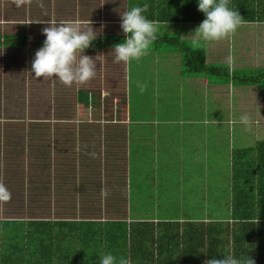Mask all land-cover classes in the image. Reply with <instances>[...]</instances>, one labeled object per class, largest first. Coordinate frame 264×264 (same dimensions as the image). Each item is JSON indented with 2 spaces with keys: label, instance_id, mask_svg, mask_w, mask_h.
<instances>
[{
  "label": "crops",
  "instance_id": "1",
  "mask_svg": "<svg viewBox=\"0 0 264 264\" xmlns=\"http://www.w3.org/2000/svg\"><path fill=\"white\" fill-rule=\"evenodd\" d=\"M262 12L259 14L263 17H251L252 23L241 22L236 30L237 35L234 33L227 39L211 44L193 43L187 37L200 23L188 24L186 34L181 29L172 34L168 32L170 37H179L184 45H188V53L199 49L203 51L209 66L229 68L230 77L204 70L193 72L195 62L185 67L183 59L187 52L177 46L150 50L145 58L154 54L153 61L141 58L133 64H127V95L122 110L115 107L111 112L113 116L103 113L94 122L84 123L81 119L57 122V149L62 155L56 154L50 166L56 167V206H63L67 212L102 213L97 220L88 219L99 229L107 225L108 221L124 220L121 219L123 215L118 219H106L104 214L111 211L191 215L181 220L136 217L129 221L131 224L144 222L156 226L152 235L142 232L138 233L140 235L137 238H146L143 246L154 255L151 260H156L159 255L157 249L161 245V235L168 241L172 237H176L177 242L185 240L181 245L186 246L183 255L177 252L175 257L171 253L167 256L171 247L162 251L160 260L162 263L167 260V264L170 260L186 261L181 264L193 263L192 257L185 256L187 249L194 251L201 261L206 248L203 247L200 234H205V241L204 229L212 222L208 218L209 212H229L235 217V213L247 210L257 214L255 218L260 215L258 212L264 216V183L261 184L260 179L257 186L244 183L245 175L249 179L251 171L261 169L264 174V141L260 142L258 148L256 145L232 146L231 122L222 117L237 115L235 124H241L240 115L248 114L249 118H254H250L246 126L253 125L254 119H261V124H264V82L256 81L254 77L255 73L264 75ZM234 38L241 42L239 47H249L240 51L235 49L234 52L231 46V54L226 56L227 41L232 43ZM252 44L256 46L253 49L250 48ZM4 47L24 50L4 45L0 51ZM112 48L103 46L88 52H104ZM15 63L13 67L18 71H9L8 77H0V93H3L0 99H6L5 90L9 92L13 84L12 92L23 100L19 112L16 110L19 114L9 117H6V114L9 115L7 104L2 102L4 118L0 121L9 124H0V185L8 190L10 196L5 199L0 193V204L4 201V204L10 202L13 205V197L19 198V211L24 213L14 218V221L23 224L27 247L32 240L37 241V235L43 237L48 233L38 230L39 226L47 227L46 223L52 222L56 228L55 235L62 236L64 232L60 227L78 221L32 219L30 213L26 214L32 206L34 189L41 186L33 183V169L36 174L38 169L46 166L40 157L41 147L32 152V141L28 142V139L32 134L42 136L49 127L42 124L37 127L33 119L29 118L30 111L26 109L25 100L32 98L34 76L31 63L28 66L24 62ZM11 77H15L16 81L8 80ZM63 87L64 84H60L59 89ZM101 92L98 98L103 102L105 94L102 92L101 97ZM235 94L239 98L236 105L232 102ZM225 97L229 100L227 106L224 105ZM89 98H95L92 90ZM225 108L228 113L224 112ZM89 109L92 112L91 105ZM123 111L122 117L120 113ZM255 155L260 158L257 160ZM259 160L263 161V165L259 164ZM253 179L257 180L258 177ZM128 189L135 191L131 199H128ZM138 206L144 209H138ZM198 216H204V219L196 218ZM191 218L197 220H184ZM4 221L0 219V230L4 227ZM218 222L233 226L234 219L215 221ZM195 235H200L199 240H192Z\"/></svg>",
  "mask_w": 264,
  "mask_h": 264
},
{
  "label": "rangeland",
  "instance_id": "2",
  "mask_svg": "<svg viewBox=\"0 0 264 264\" xmlns=\"http://www.w3.org/2000/svg\"><path fill=\"white\" fill-rule=\"evenodd\" d=\"M187 1L189 2L190 0ZM262 1L263 0H246V4L239 0V7H244L245 12L250 10L257 11L262 7ZM134 2L139 6L147 5V7L156 2V6L166 5V11H168L170 7L173 8L172 5H177L175 12L172 13L171 20L162 19V22L160 21V24L163 23V25H160L157 38H170V34L180 29L184 31H182L184 34L187 33L185 30L187 27L189 28V25L183 22L180 23L179 15L181 17V14L177 11L179 7H181V4H183V0H0V34H25L28 39V46L24 50H12L4 47L0 51V77H8L10 75L9 71L12 73L18 71L13 67L16 66V61H19L20 63L24 62L26 66L32 62L36 51L41 48L34 47L33 44L43 43L45 40V36L42 35V29L48 26L45 22L56 21L57 23L75 24L85 30L94 29L97 37H101L105 34L123 35L120 28L121 20L119 13L123 14L129 7H132L131 4ZM195 2H197V0L192 1V3ZM179 11H181V8ZM157 20H159V18ZM241 22L247 24L252 23L253 21L243 19ZM168 32H170V34H168ZM235 35H237V31L235 32ZM240 45L241 42L236 38H234L232 43L227 41V54L225 51L224 53L226 56H229L231 54V46L233 47L234 52L235 49L240 51L243 48L247 49V47H249L247 45L245 47H239ZM154 46L155 45L152 44L150 50H152ZM254 47L256 46L252 44L250 48L253 49ZM158 48L161 50L162 48L166 49L167 47L156 45L154 50ZM186 49L188 50V45ZM111 51L112 50L110 49H107L104 52L85 51V55L94 59L96 74L91 80L84 84L74 83L71 86L64 85L60 90L59 87L62 83L58 80L52 78L37 79L32 77V98L25 100L26 109L30 111L29 118L31 120L33 119V123L35 122L37 127L40 124L48 125L49 127V129H45L42 136H35L32 134L28 139V142L32 141L31 145L34 150L32 152H36V149L41 147L40 157L44 161L43 165H46L44 168L38 169L36 174H34L35 172L33 169V183L41 184V186L37 187L41 190H37V188L34 189L35 192L32 194V206L30 211H27L26 213H30L29 217L32 219L49 220L61 218L80 221L88 218L91 220H97L96 218L101 217L102 213L99 212L75 213L65 211L61 205L60 207H57L55 203L56 167L50 166L53 164L51 159L56 158V154L62 155V152L57 149L55 127L57 122H62L61 120L70 121L72 119H81L84 123H87V121L94 122L99 120L103 116V113L105 115L110 113L111 115L112 109L115 107H117L119 111L124 108L125 97L127 95V73L125 72L127 64L115 62L114 53H111ZM145 56L142 57L144 58L142 60L153 61V56L155 55L151 54V57L148 59H146ZM134 61H132V64ZM9 66L12 67L9 68ZM239 77L241 76L239 75ZM254 77H256V81L264 82L263 73H255ZM259 77L261 78L259 79ZM8 80L16 81L15 77L8 78ZM1 81L2 78H0V82ZM12 88L13 84L11 85L9 92H6L5 90L4 97H6V99H0V119L4 118V112L1 109L3 101L7 104L6 109H8L7 113L9 114H6V117L17 116L19 114V107L23 104L20 95L13 93ZM90 90L94 92L95 98H93V100H90L89 98ZM101 91L105 94V100L103 102L98 98V93ZM103 93L101 97L103 96ZM2 96L3 93L1 92L0 98ZM237 99H239L238 95L235 94V97L232 98V102L235 103V105L238 103ZM210 102H212V100H210ZM228 104L229 100L225 97L224 105L227 106ZM90 105L93 108L92 112L88 111L90 110ZM224 112L228 113L226 108ZM120 114L123 117L124 111ZM236 116L237 115L234 117L222 115L223 119H227L229 122H231V120L235 121L237 118ZM254 121V124L250 126L231 123L232 146L235 144V147L237 148L241 145H256L258 148L260 142L264 141V124H261V119H254ZM2 123L5 124L4 122H1L0 124ZM8 124L9 123H6L4 126H8ZM3 128L5 129L6 127ZM255 158L258 160L260 157L255 155ZM259 164L263 165V161L259 160ZM255 177H258V179L254 180L253 178ZM263 177V171L261 172V169H256V172L251 171L249 179H247L245 175L244 183L257 186L259 179L261 184L264 183ZM134 192V190L128 189V199L132 198V193L134 194ZM260 192H262V190ZM17 199L19 198L13 197L11 201L13 205H11L10 202L7 204H4V201L1 202L0 219H14L24 213L23 211H19L21 205L18 204ZM251 200L253 201V199ZM137 208L144 209L143 206H138ZM144 212L145 213L139 215V217L142 215L145 217L151 215L150 212ZM124 213L125 211H111L106 212L104 215L106 216V219H118V217H121ZM253 215V212L245 210L243 213H235V217L241 219H233H250ZM261 218H264V216L262 215Z\"/></svg>",
  "mask_w": 264,
  "mask_h": 264
},
{
  "label": "trees",
  "instance_id": "3",
  "mask_svg": "<svg viewBox=\"0 0 264 264\" xmlns=\"http://www.w3.org/2000/svg\"><path fill=\"white\" fill-rule=\"evenodd\" d=\"M183 1V4L179 7L181 11H179V9L177 10L180 12L179 14H181V17L179 15L180 23H201L205 17L203 13L198 11L197 2L192 3L194 0H190L189 2L187 0ZM240 1L247 4L246 0ZM263 4L264 0L259 10L245 12L244 7H239V0H229V6L233 10L239 12L242 20H250L251 17H263L262 14H259L264 11ZM131 5L132 7L138 6L136 2ZM152 5L147 7L145 15L150 20H157L159 18L158 21L161 22L162 19L171 20L172 13L175 12L177 8V5L175 6L174 4L172 5L174 9L170 7V9L166 11V5L156 6V2ZM123 39L124 35L108 34L104 35L102 38L97 37L91 47L86 51H95L103 46L113 47L115 44L121 43ZM153 44L155 46L160 45L161 47L177 46V48H180L183 52L188 51L186 49L187 46L182 43L179 37H170L166 39L158 37ZM4 45L16 49H25L28 46V39L25 34H6L0 36V49ZM42 45V42L33 44V46L37 48L42 47ZM155 46L152 50H154ZM193 61L195 62V65L192 64L194 66L192 69L193 72L204 70L212 74H219L223 77H230L229 68L221 69L209 66L206 61L205 53L200 51V49L193 51L191 54L187 52V55H185L183 59V65L186 67V65H190ZM189 70H191V68ZM260 190H262V186ZM261 213L262 212H258V214L262 216ZM141 214L144 213H137L133 210L128 212V214L126 212L122 214L126 215L121 218L124 220L117 222L108 221V224L100 229L88 220L90 218L73 222L72 224H65L64 227L59 228L64 232L62 236L55 235V224H52V222L46 223L48 224L47 227L42 228V226H39L38 230L41 232L47 231L48 233L43 237L37 235V241L32 240L29 245L31 247H25V232L23 226H21L23 224H18L17 222L19 221H14L15 219L6 220L4 221L3 229L0 230V264H98V256L107 251H111L117 256L124 255L130 257L132 264H167V260L162 263L160 256L162 251L169 247L171 248L167 251V256L171 253V255L175 257L177 252L179 255H183L186 246L182 247L181 245L185 243V240L177 242V238L172 237L170 241H168L161 235L159 241L161 245L157 249L159 255L156 257V260H151L154 258V255L143 246V243L146 242V238H137L140 235L138 233L142 232L152 235L155 232L154 228L156 226L144 222L137 224H131L129 222L130 220H135L136 217H139ZM183 214L185 213H151L148 217L144 215L140 217L149 218L151 220L155 218L181 220L191 217V215L185 217ZM260 215L258 218H255L257 214L255 215L254 213L253 217L250 219L242 218L243 220H234L233 226H230L225 222L215 223V221H230L233 220V218H241H236L230 215L229 212H209L208 218L212 222L207 229H204L206 231L205 241V234H200L202 235V242H204L203 247H205L206 250L203 252L201 261H199L195 252L187 249L185 256L189 255L193 258L194 262L186 264H200V262L203 264L205 260L208 261L213 257L222 259V254H234L237 257L245 258L251 257L255 261V264H264V219H260ZM202 217L204 216H198L196 218L204 219ZM184 220L189 221L197 219L191 218ZM33 225L34 224H32V226ZM27 231L28 228H26V232ZM200 235L193 236L192 240L195 238L199 240L198 237ZM139 240H141L142 243ZM55 258L57 259L54 260ZM184 262L186 261L170 260L168 264H181Z\"/></svg>",
  "mask_w": 264,
  "mask_h": 264
},
{
  "label": "clouds",
  "instance_id": "4",
  "mask_svg": "<svg viewBox=\"0 0 264 264\" xmlns=\"http://www.w3.org/2000/svg\"><path fill=\"white\" fill-rule=\"evenodd\" d=\"M198 11L204 19L189 37L193 43L211 44L234 35L241 24L238 11L229 6V0H197ZM147 5L133 6L120 15V28L124 35L121 43L115 44V62L128 64L148 54L153 42L157 39L160 21L150 20L145 15ZM48 26L42 29L45 40L35 53L31 62V73L37 79H55L66 86L84 84L95 76L94 59L85 55L97 39L94 29L85 30L75 24L45 22ZM99 57V56H98ZM239 122L250 123L248 114H242ZM235 123V121H231ZM3 198L10 193L0 185ZM222 259L213 257L206 264H255L251 257H237L234 254H222ZM98 264H132L128 256H117L111 251L99 255Z\"/></svg>",
  "mask_w": 264,
  "mask_h": 264
}]
</instances>
